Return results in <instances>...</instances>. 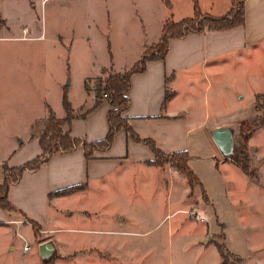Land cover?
I'll return each mask as SVG.
<instances>
[{"label":"rangeland","instance_id":"1","mask_svg":"<svg viewBox=\"0 0 264 264\" xmlns=\"http://www.w3.org/2000/svg\"><path fill=\"white\" fill-rule=\"evenodd\" d=\"M198 2L203 12L216 15L231 8L230 0ZM194 4L0 0V183L4 162L29 135L42 132L49 113L67 114L65 94L74 115L94 104V94L86 89L97 99L107 98L109 74L137 62L158 43L164 21L194 14ZM146 40L155 43L145 50ZM248 55L246 70L235 62L229 70L235 78L229 83L240 79L244 85L241 93L214 92L223 72L203 74L198 68L192 75L195 86L183 72L170 86L175 96L167 103L194 126L189 165L200 182L191 183L170 162L121 160L105 177V188L93 182L89 191H79L80 185L63 192L79 191L76 196L83 199H77L71 224L83 223L95 241L103 237L111 244L89 254L61 249L47 264H264V44ZM216 61L207 60L204 67ZM85 94V103L77 107ZM216 120L232 123L235 146L229 155L205 137ZM34 230L38 236L40 230ZM15 246L13 263L22 257L21 246Z\"/></svg>","mask_w":264,"mask_h":264},{"label":"crops","instance_id":"2","mask_svg":"<svg viewBox=\"0 0 264 264\" xmlns=\"http://www.w3.org/2000/svg\"><path fill=\"white\" fill-rule=\"evenodd\" d=\"M230 5L229 8L232 9L234 6L232 0ZM244 8L246 16L244 24L172 37L164 58L149 60L145 70L132 74L128 91L130 105L126 113L131 116L133 127L142 137L153 138L160 148L168 152L180 150L191 152L189 137L194 128L191 118L186 117L185 120L179 117L177 108L173 104L169 105L170 102L167 103V91L173 81L178 79L180 72L189 74L186 79L191 86L196 85L192 77L195 68L200 69L203 74L209 70L217 71V74L223 72L216 79L214 92L233 89L237 94L244 90L240 79L237 84L229 83V79L230 82L235 80L229 70L234 62L240 64L241 71L246 70L250 61L249 52L264 44V0H244ZM182 17L185 16L178 15L179 19ZM160 38L161 35L159 40ZM154 43L146 40L143 47L146 50ZM209 59H219V61L204 67ZM132 66L124 64L115 70L125 72ZM85 92L89 95L94 94V104L88 110L75 114L69 128L73 135L95 141L103 138L108 132V111L112 105L106 97L96 102L97 96L94 90L86 89ZM174 96L173 94L171 101ZM85 101L86 94L77 107L81 108ZM189 111L190 108L187 107L186 112ZM231 125V121L216 120L208 128L205 137L215 142L212 130L219 126L231 127ZM21 143L22 145L13 153L14 158L7 161L10 165L22 164L42 152L38 135H29V139ZM217 147L219 148L218 145ZM154 157L153 150L147 144L134 140L124 128H121L115 133L111 147L104 151L97 150L92 158H88L84 149L79 146L71 151L56 152L38 169L25 171L21 179L11 185L9 198L18 208L35 219L41 229L37 236L34 227L29 228L32 223L26 220L24 215L19 216L15 210H7L0 205V251L2 252L0 264H47L50 258L61 253V249L66 254H89L96 246L110 245L111 243L105 241L103 237L95 241L89 235L92 230L88 226L81 225L83 223L71 224L75 219L77 199L81 198L76 196V193L89 191L93 182H98L101 188H105V177L111 171V167L121 160L151 162ZM76 184L84 187L79 191L51 195L53 191ZM74 192L75 198L72 196ZM83 205L87 206L85 203ZM53 207L56 209L54 210ZM80 220L84 224L88 221L86 218ZM26 241L30 242V248L25 251ZM17 242L22 248V257L18 258L17 262L14 260L13 263V256L17 254L11 251L16 247Z\"/></svg>","mask_w":264,"mask_h":264},{"label":"trees","instance_id":"3","mask_svg":"<svg viewBox=\"0 0 264 264\" xmlns=\"http://www.w3.org/2000/svg\"><path fill=\"white\" fill-rule=\"evenodd\" d=\"M233 1V8L222 15H214L209 12H203L198 0H195L194 14L182 17L180 19L168 18L162 27L161 38L155 46H151L144 52L142 57L127 71L113 72L106 79L107 99L112 107L108 111L109 129L107 134L98 140L88 141L82 136L73 135L69 125L75 116L70 112V104L67 94L64 95V105L67 108V114L62 117L49 113L45 127L38 135L42 152L22 164L10 165L8 162L3 164L4 179L0 183V205L7 210H15L22 213L26 220L32 223L35 229L40 230V224L22 209L18 208L9 198V190L12 184L18 182L23 173L27 170L38 169L47 159L56 152L71 151L81 146L88 158L95 156L97 150H107L111 147L115 133L124 128L131 137L139 142L147 144L154 152L155 157L151 162L157 165H164L166 162L176 165L183 171L191 183L200 182L199 177L189 165V152L187 150L165 151L160 148L151 137H142L133 127L131 116L126 113L130 105V96L128 91L131 85V76L134 72L143 71L147 62L153 59H161L167 55L172 37H182L191 32H203L207 29H227L237 25H242L246 21L244 0H240L236 6L237 0ZM3 21L2 18H0ZM151 49V51H149ZM172 92L167 91V97ZM262 95V94H259ZM102 98V97H101ZM97 99L96 102L101 99ZM245 171L247 167L244 165ZM80 186L61 188L53 193H63L69 189Z\"/></svg>","mask_w":264,"mask_h":264},{"label":"water","instance_id":"4","mask_svg":"<svg viewBox=\"0 0 264 264\" xmlns=\"http://www.w3.org/2000/svg\"><path fill=\"white\" fill-rule=\"evenodd\" d=\"M212 136L225 155H229L234 152L235 140L234 133L229 126H219L212 130Z\"/></svg>","mask_w":264,"mask_h":264},{"label":"built area","instance_id":"5","mask_svg":"<svg viewBox=\"0 0 264 264\" xmlns=\"http://www.w3.org/2000/svg\"><path fill=\"white\" fill-rule=\"evenodd\" d=\"M28 248H30V245L29 244H26L25 245V249H28Z\"/></svg>","mask_w":264,"mask_h":264}]
</instances>
